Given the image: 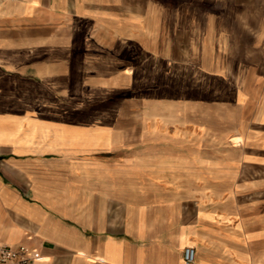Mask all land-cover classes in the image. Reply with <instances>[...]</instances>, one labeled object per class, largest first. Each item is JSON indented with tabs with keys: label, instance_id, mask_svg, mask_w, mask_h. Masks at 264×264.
<instances>
[{
	"label": "crops",
	"instance_id": "1",
	"mask_svg": "<svg viewBox=\"0 0 264 264\" xmlns=\"http://www.w3.org/2000/svg\"><path fill=\"white\" fill-rule=\"evenodd\" d=\"M0 245L264 264V0L0 2Z\"/></svg>",
	"mask_w": 264,
	"mask_h": 264
},
{
	"label": "built area",
	"instance_id": "2",
	"mask_svg": "<svg viewBox=\"0 0 264 264\" xmlns=\"http://www.w3.org/2000/svg\"><path fill=\"white\" fill-rule=\"evenodd\" d=\"M4 0H0L2 2ZM195 259V249L185 247L183 251V260L185 264H192ZM34 260L29 249L23 245L16 247L0 245V264H30Z\"/></svg>",
	"mask_w": 264,
	"mask_h": 264
}]
</instances>
